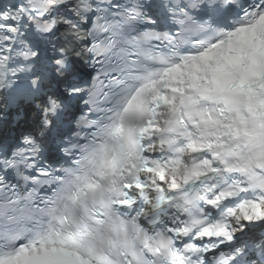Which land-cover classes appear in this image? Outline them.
Returning <instances> with one entry per match:
<instances>
[{
	"label": "snow or ice",
	"instance_id": "1",
	"mask_svg": "<svg viewBox=\"0 0 264 264\" xmlns=\"http://www.w3.org/2000/svg\"><path fill=\"white\" fill-rule=\"evenodd\" d=\"M0 264H264V0H0Z\"/></svg>",
	"mask_w": 264,
	"mask_h": 264
}]
</instances>
